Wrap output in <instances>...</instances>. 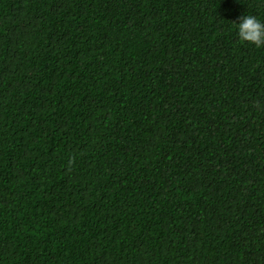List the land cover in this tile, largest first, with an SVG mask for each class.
<instances>
[{"label":"trees","instance_id":"1","mask_svg":"<svg viewBox=\"0 0 264 264\" xmlns=\"http://www.w3.org/2000/svg\"><path fill=\"white\" fill-rule=\"evenodd\" d=\"M264 0H0V264H264Z\"/></svg>","mask_w":264,"mask_h":264},{"label":"clouds","instance_id":"2","mask_svg":"<svg viewBox=\"0 0 264 264\" xmlns=\"http://www.w3.org/2000/svg\"><path fill=\"white\" fill-rule=\"evenodd\" d=\"M236 35L241 43L255 47H264V22L254 15H243L239 22L233 23Z\"/></svg>","mask_w":264,"mask_h":264}]
</instances>
